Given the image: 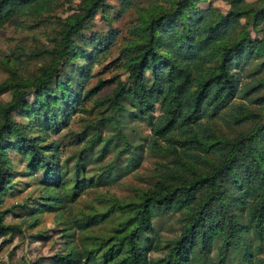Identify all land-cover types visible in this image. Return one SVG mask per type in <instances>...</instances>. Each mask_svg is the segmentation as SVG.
Listing matches in <instances>:
<instances>
[{"label": "trees", "instance_id": "trees-1", "mask_svg": "<svg viewBox=\"0 0 264 264\" xmlns=\"http://www.w3.org/2000/svg\"><path fill=\"white\" fill-rule=\"evenodd\" d=\"M56 1L0 0V27L16 16L49 12ZM222 1L225 10L211 3L200 7L196 0L138 5V17L128 27L119 53L125 76L102 98L95 96L109 82L100 78L87 84L99 62L101 42L87 53L83 46L77 49L76 37L97 11L104 10L106 0H80L76 9L60 18L57 37L46 50L48 61L36 77L12 71L0 82V93L10 92V100L0 104V247L22 232L21 223L8 222L1 207L9 185L8 149L19 144L32 173L40 168L49 172L56 166L52 159L59 155L58 143L49 135L66 126L73 114L86 111L89 100L109 109L107 120L121 114L124 98L144 115L164 96L170 117L164 124L149 122L147 141L151 151L163 155L155 168L158 178L135 198L126 202L109 198L106 210L76 215L72 224L82 245L72 244L76 231L69 230L66 251L54 256L53 263L150 264L148 253L158 248V242L150 245L152 238L146 233L152 226V209L162 207L179 209L183 215L181 231L161 264H184L196 247L206 251L213 236L221 237L223 251L217 260L205 258L203 264H223L226 250L233 248L241 250L242 264L252 260L264 264V45L253 36H264V0ZM130 6L132 0H122L120 10ZM118 34L104 39L113 43ZM78 55L81 64L62 75ZM54 81L59 91L53 95L44 85ZM30 91L32 102L26 99ZM11 104L22 108L21 126L11 116ZM98 136L89 137L81 149ZM59 199L52 195L47 202ZM113 211L129 215L107 236L86 233ZM37 222L34 217L32 224ZM245 229L251 231L253 243L247 242Z\"/></svg>", "mask_w": 264, "mask_h": 264}, {"label": "rangeland", "instance_id": "rangeland-1", "mask_svg": "<svg viewBox=\"0 0 264 264\" xmlns=\"http://www.w3.org/2000/svg\"><path fill=\"white\" fill-rule=\"evenodd\" d=\"M79 1L57 0L49 12L34 17L16 16L0 27V82L11 77L12 71L29 78L38 75L49 58L46 50L57 37L58 21L76 9ZM153 2L158 0H132L133 6L120 10L122 0H106L104 10L97 11L89 27L77 34L82 36L76 37V40L79 39L77 49L83 46V52H90L96 43L101 42L98 46L99 62L93 65L87 84L100 78L109 83L95 98L108 94L118 78H124L119 53L127 39L126 31L138 17L137 6L147 7ZM196 3L200 7L211 3L221 10L227 8L222 0H196ZM116 32L119 34L115 41L107 44L104 36H114ZM253 36L264 45L262 34L253 33ZM91 37L94 42H90ZM79 55L66 65L62 75L81 64L83 58ZM48 84L44 85V90L53 95L54 91H59L57 81ZM32 88L35 89V86ZM33 98L32 91L27 92L26 99L32 102ZM8 100L10 92H1L0 104ZM122 103L121 114H112L106 120L109 109H104L105 105L91 99L86 104V111L73 114L58 133H51L49 138L57 141L59 155L52 159L56 166L49 172L40 168L32 173L18 150L19 144L7 150L10 186L3 194L1 207L5 209L8 222L21 223L22 232L2 243L0 264H54L53 257L66 251L69 230L76 231L72 244L82 245L81 235L72 224L76 215L106 210L109 198H116L120 202L135 198L136 193L150 187L158 178L155 168L163 155L151 151L147 146L149 122L164 124L170 117L171 107L164 96L144 115L129 99L124 98ZM9 111L16 124L21 126L24 122L22 108L11 104ZM94 134L99 135L97 140L81 149ZM17 136L20 138V134ZM13 141H17V138ZM52 195H59L60 199L57 203L50 200L51 204H48L47 199H51ZM40 204L43 208L39 207ZM9 208L13 211L10 212ZM152 212V226L146 236L152 238L150 245L158 242V248L150 250L148 255L150 264H161L162 257L171 248L172 239L181 231L183 214L179 209L167 210L162 207L153 208ZM128 215V211H113L99 223L90 226L86 233L97 237L107 236L116 222ZM34 217L38 218L36 225L32 224ZM248 230H244L246 240L253 243L252 233ZM38 234L43 238L38 239ZM220 240V236H213L206 251L196 247L184 264H203L205 258L217 260L218 252L223 251L219 248ZM226 251L228 254L223 264H242L239 248ZM252 264L258 263L252 260Z\"/></svg>", "mask_w": 264, "mask_h": 264}]
</instances>
